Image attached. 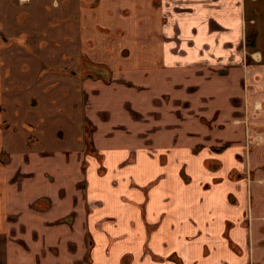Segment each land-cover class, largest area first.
Masks as SVG:
<instances>
[{"label":"crops","instance_id":"obj_1","mask_svg":"<svg viewBox=\"0 0 264 264\" xmlns=\"http://www.w3.org/2000/svg\"><path fill=\"white\" fill-rule=\"evenodd\" d=\"M43 1L0 0V264H264V0H57L84 81L53 153L8 143L1 76Z\"/></svg>","mask_w":264,"mask_h":264},{"label":"rangeland","instance_id":"obj_2","mask_svg":"<svg viewBox=\"0 0 264 264\" xmlns=\"http://www.w3.org/2000/svg\"><path fill=\"white\" fill-rule=\"evenodd\" d=\"M64 5L62 2L61 7H56L54 0H44L42 4L31 3L24 9L25 13L21 12L16 22V12L10 16L9 66L1 68V76L4 78L6 91L4 100L9 101L12 106L15 105L10 111L18 128L17 131L7 133L8 143L13 146L14 142L21 150L32 147L42 149L44 153H53L60 148L69 150V147L77 145L76 139L81 138L80 129L75 126L76 122L73 121L71 125L69 120L76 111H72L68 104L75 105L81 101L77 91L78 87H82L84 78L72 77L64 64L69 65L80 60L82 47L78 44L65 45L66 32L72 28L68 26L71 22L70 14L65 15ZM70 9L75 12L73 7ZM17 40L22 45L16 49ZM43 54L57 56L56 86L51 87L48 93L43 91L45 78H42L43 69L48 72L43 67L47 63L38 62ZM61 58L70 62L62 63ZM34 97L40 101L36 109L26 104ZM35 137H38V142L28 143Z\"/></svg>","mask_w":264,"mask_h":264},{"label":"flooded vegetation","instance_id":"obj_3","mask_svg":"<svg viewBox=\"0 0 264 264\" xmlns=\"http://www.w3.org/2000/svg\"><path fill=\"white\" fill-rule=\"evenodd\" d=\"M20 4H25L28 3V0H18ZM54 4L57 7L58 3L57 0H54ZM26 5V4H25ZM103 32H108V31H103ZM249 38V37H248ZM247 43H248V39H247ZM249 44V43H248ZM89 63V62H88ZM87 62H85L86 66H89L91 68H94V66H91L90 64H88ZM100 70H101V78L102 80H104L105 82H107L109 85H111L113 82H115L116 79V71L110 70L108 67L106 66H99ZM69 69V68H68ZM70 70V69H69ZM89 131V130H88ZM90 137V133L87 134V138L89 139Z\"/></svg>","mask_w":264,"mask_h":264},{"label":"trees","instance_id":"obj_4","mask_svg":"<svg viewBox=\"0 0 264 264\" xmlns=\"http://www.w3.org/2000/svg\"><path fill=\"white\" fill-rule=\"evenodd\" d=\"M254 39H255V36H254V35H251V36L248 38V43H249V44H253V43H254Z\"/></svg>","mask_w":264,"mask_h":264}]
</instances>
